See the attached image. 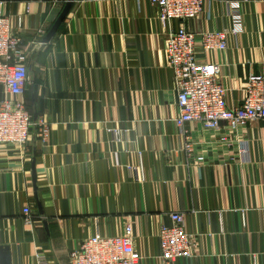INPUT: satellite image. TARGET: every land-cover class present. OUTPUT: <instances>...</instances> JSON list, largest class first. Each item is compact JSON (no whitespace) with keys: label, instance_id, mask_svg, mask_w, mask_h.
<instances>
[{"label":"crops","instance_id":"0c3cea01","mask_svg":"<svg viewBox=\"0 0 264 264\" xmlns=\"http://www.w3.org/2000/svg\"><path fill=\"white\" fill-rule=\"evenodd\" d=\"M1 1L23 38V101L50 127L47 143L32 129L25 153L0 145V248L9 247L11 264H41L40 253L46 264H71L84 240L121 236L128 223L141 264H166L159 230L171 213L196 238L193 257L171 264H264V121L235 131L226 122L178 127L165 52L181 27L197 37L228 29L226 3L239 2L243 31L227 36L225 51L197 45L201 64L221 66L227 107H238L248 77L264 75V0H207L196 19L168 24L149 0H77L49 43L68 0ZM112 128L125 131L123 142L112 141Z\"/></svg>","mask_w":264,"mask_h":264},{"label":"built area","instance_id":"2783aa9c","mask_svg":"<svg viewBox=\"0 0 264 264\" xmlns=\"http://www.w3.org/2000/svg\"><path fill=\"white\" fill-rule=\"evenodd\" d=\"M94 3L114 0H90ZM159 9V19L168 24L171 21H187L199 17L207 0H149ZM230 27L225 30L205 32L200 35L181 27L171 32L167 40V65L174 72L177 88L179 117L176 124L181 129L187 123H200L208 129L218 130L226 122L231 131L245 126L254 120L264 121V75H250L243 88L241 104L228 108L225 100L226 90L220 83L221 66L215 63L201 64L197 57V45L205 51L223 52L226 38L237 37L243 31L241 6L239 2L228 1ZM5 3L0 0V145H11L25 153L31 131L37 128L38 137L47 143L50 127L44 120L34 122L31 112L23 101L29 82V71L22 44L23 38L14 33L11 19L4 14ZM22 27V18H18ZM114 143L124 141L125 131L112 128L108 130ZM221 142L230 144L227 137ZM185 150L192 151L187 139ZM238 152L247 155L246 143H240ZM24 223L32 228L34 219L30 207H25ZM171 225H163L159 230L160 256L166 264L178 258H191L195 252L196 238L188 233L185 218L181 213L170 214ZM41 264L47 257L37 256ZM142 256L134 247V229L128 223L121 236L110 237L94 235L84 240L71 251V264H141Z\"/></svg>","mask_w":264,"mask_h":264},{"label":"water","instance_id":"95a60500","mask_svg":"<svg viewBox=\"0 0 264 264\" xmlns=\"http://www.w3.org/2000/svg\"><path fill=\"white\" fill-rule=\"evenodd\" d=\"M76 1L77 0H68L66 2L61 14L59 15V17L55 21L54 25L51 27L50 31L47 33V35L43 39L44 43H49L50 41H52V39L56 35L57 31L61 27L62 23L66 20L67 16L69 15V13H70V11H71V9H72V7ZM37 117H38V115L35 114L34 120H37ZM0 264H11L9 247H1L0 248Z\"/></svg>","mask_w":264,"mask_h":264}]
</instances>
